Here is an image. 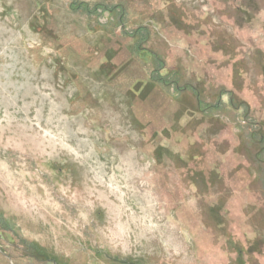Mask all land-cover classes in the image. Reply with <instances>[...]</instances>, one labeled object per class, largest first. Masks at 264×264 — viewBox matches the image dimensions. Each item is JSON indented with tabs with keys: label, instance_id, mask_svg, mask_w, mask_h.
Masks as SVG:
<instances>
[{
	"label": "rangeland",
	"instance_id": "374dc122",
	"mask_svg": "<svg viewBox=\"0 0 264 264\" xmlns=\"http://www.w3.org/2000/svg\"><path fill=\"white\" fill-rule=\"evenodd\" d=\"M0 264H264V0H0Z\"/></svg>",
	"mask_w": 264,
	"mask_h": 264
}]
</instances>
